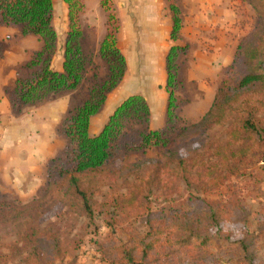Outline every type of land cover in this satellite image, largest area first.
Segmentation results:
<instances>
[{"label":"trees","instance_id":"16d2710c","mask_svg":"<svg viewBox=\"0 0 264 264\" xmlns=\"http://www.w3.org/2000/svg\"><path fill=\"white\" fill-rule=\"evenodd\" d=\"M108 1L100 0V4L109 11ZM247 1L257 14V25L239 42L208 110L173 134L166 125L178 105L172 89L176 58L186 49L176 45H171L166 56L165 125L149 127L147 101L135 93L114 108L97 134L89 133L91 117L101 109L126 70L125 58L117 46L118 25L111 24L117 18L113 12L108 13L109 25L99 44V55L108 64L109 73L104 78L95 74L84 96L61 123L66 146L60 155L47 161L49 196L28 203L0 199V240H13L15 251L24 254L22 264H54L64 258L66 242L58 229L43 225L45 213L58 204L74 208L75 198L81 200L85 212H90L89 201L103 185L134 175L135 183L119 194L122 203H115L137 208L141 197H166L169 193L163 192L170 190L175 180L197 193L222 188L233 191L236 181H244L252 168L264 165L259 164L264 160V0ZM63 2L68 28L62 70L58 71L51 68L57 43L52 0H0V25H18L22 33L36 34L42 41L41 48L19 68L9 96L14 113L49 94L78 88L93 63L80 46L83 4L81 0ZM166 2L172 20L170 39L175 41L182 25L179 7L175 0ZM119 159L123 165L117 167ZM144 163L146 176H138ZM226 214L229 210L223 205L153 212L145 218L144 232L130 228L119 246H102L98 253L108 264H177L182 251L199 259L209 254L215 238H222L228 243L227 262L257 264L250 234L244 232L232 239L231 232L223 229ZM0 264H8V254L1 250Z\"/></svg>","mask_w":264,"mask_h":264},{"label":"rangeland","instance_id":"374dc122","mask_svg":"<svg viewBox=\"0 0 264 264\" xmlns=\"http://www.w3.org/2000/svg\"><path fill=\"white\" fill-rule=\"evenodd\" d=\"M99 1L81 0L83 8L79 15V24L82 29V35L85 37V49L90 51L89 56H91L93 63L86 70L79 87L74 90H64L49 94L39 101L27 104L18 113H14L10 108V92L14 87L19 68L29 61L34 51L40 49L42 41L36 34L22 33L21 27L18 25H0V84L4 81L1 86L3 87L2 98H0V151L5 148V141L13 137L15 138L13 141L15 148L25 152L32 137H35V141L38 143L40 137H43L47 132H51L52 143L57 148V154L54 157L60 155L65 149L66 139L61 132V123L64 117L84 96L95 74L100 78H104L109 73L108 64L102 58L97 59L91 53V50L95 48V38H97L98 31L103 30L101 29L103 25L106 34L109 25L107 21L109 12H114L117 19L111 24H117L119 30L120 21L116 11L119 7L125 5L123 1L109 0L110 10L108 11L103 7L98 9L100 6ZM236 1L229 0L227 7L231 9L234 15L238 16L239 21L234 17L232 23L230 21L225 23L224 29L227 30V28L234 25L239 26L244 31L242 35V38H244L255 28L258 18L252 5L247 0ZM52 2V23L57 34V43L55 54L51 59V68L60 69L63 59L64 38L68 28L67 6L63 0H52ZM163 2L171 17L168 3L166 0H163ZM175 2L178 5L177 0ZM99 27L100 29L97 30ZM242 38H240L239 42ZM168 42H172L170 32ZM205 45L208 51L213 48L210 40ZM183 46H186V49L180 52L176 58L177 67H180L182 55L186 53L188 48L187 45ZM126 71L127 66L125 74ZM177 74L179 72L176 70L172 89L178 105L166 125L168 131L172 134L180 126L198 120L196 116L192 118L185 117V113L182 111V107L186 106L189 101L187 95L189 88L181 84ZM155 78V80H159L157 72H155ZM210 81L211 79L209 78L208 82L204 84L206 86L209 85V95L213 98V92L216 93L217 89L215 86H211ZM154 82L153 86L145 85L132 89H125L122 85L119 86V83L107 94L112 101L106 102V104L104 102L101 109L91 117L90 133H96L100 129L118 101L125 96L131 95L128 94L129 92L139 91L137 93L143 96L146 95L150 99L154 98L156 94L158 96L161 92V85L158 84V81ZM48 120L52 122L47 123ZM160 126L161 123L159 121L156 119L152 120V127ZM136 128L141 129V126ZM10 131H13V133L18 132L20 135L23 134L21 135V140L19 139L20 135H6ZM183 155L185 156L184 153ZM136 157L141 158L140 156ZM259 164H264V160ZM121 165H123V160L119 159L115 162V166L120 167ZM146 168L147 163H144L136 174L138 176H146ZM249 172L244 181H234L236 187L233 191L228 192L222 188L221 190L213 189L211 192L200 191L197 193L183 182L175 180L170 190L163 192L169 193L166 197L164 196L165 194L147 196L146 198L141 197L140 205L137 208L128 207L127 205H116L115 203V201H119V204L122 203L120 202L122 199L119 198V194L124 193L126 187H130L135 183L134 175L128 177L127 180H118L111 185H103L89 201L90 212H85L79 198L74 199V208L58 204L45 213L42 222L43 225H52L58 229L66 242L68 250L66 255L54 264H108L100 257L98 253L99 247L119 246L126 238L130 228L144 232L146 230L145 218L149 214H153V212L163 213L168 209L176 212L190 211L197 205L204 208L206 206L217 207L223 205L225 209L229 210V214H226L224 221H222L223 229L231 232L232 239L240 238L242 233L248 232L255 252V262L264 264V165H257ZM41 182L43 183L35 187L27 179L26 182L13 185L0 176V199L28 203L42 197H48L47 181L42 180ZM123 200L125 201L126 199ZM15 249L16 246H14L11 238L0 240V250L8 254V264H22L23 262L24 254L16 252ZM227 250V241L222 238H215L213 247L209 249V254H203L202 258L197 259L198 255L195 256L191 252L184 250L178 254L177 264H232L226 260ZM215 259H218V261Z\"/></svg>","mask_w":264,"mask_h":264},{"label":"crops","instance_id":"0c3cea01","mask_svg":"<svg viewBox=\"0 0 264 264\" xmlns=\"http://www.w3.org/2000/svg\"><path fill=\"white\" fill-rule=\"evenodd\" d=\"M116 1H123L125 4L123 7L118 6L119 9L116 11L120 21L117 45L127 66L126 74L119 86L132 89L145 85L153 86L154 81H158V84L161 85L159 95L156 96V94L152 99L146 95L144 97L150 111L149 127L159 128L152 127L153 119L161 123L160 127L164 126L168 97L166 55L171 45H187L188 48L186 53L182 55L180 67H177L178 79L184 87L189 88L187 94L189 101L186 106L182 107V111L185 113V117L196 116L199 120L208 110L215 96L213 91V98L209 95V85L206 86L204 83L208 82L210 78L211 86H215L217 89L225 69L234 58L239 40L244 34L241 27L236 25L227 28V30L224 29L225 23L227 21L232 23L234 17L239 21L238 16L234 15L231 9L227 7L229 0H177L182 25L177 39L171 43L168 42V37L172 20L164 7L163 0ZM235 2L237 1L235 0ZM100 8L101 4L98 9ZM99 29L100 27L97 28V30ZM101 29L103 30H99L97 38H95V48L91 50L97 59H101L99 44L105 34L104 25ZM84 39L85 37L82 35L80 46L82 52L89 56L90 51L85 49ZM208 40L213 45L210 51L205 45ZM55 70H62V61L60 69L56 68ZM155 72H157L159 80H155ZM213 78L214 82L212 81ZM3 82L0 84V98H2L3 87L1 86ZM137 92L139 91L128 94ZM110 99V96H107L105 104L112 101ZM123 99L118 101L117 105ZM3 105L5 106V104ZM50 122L52 121H47V123ZM100 129L91 134H97ZM6 135L14 136L20 135V133L10 131ZM52 138L51 132L40 137L38 143H36L35 137H32L25 152L15 148L13 143L15 138L7 139L5 148L0 151V176L13 185L26 182L29 179V183L36 187V185L43 183L42 180L47 181V161L57 154V148L52 143ZM38 179L40 181L36 183Z\"/></svg>","mask_w":264,"mask_h":264}]
</instances>
